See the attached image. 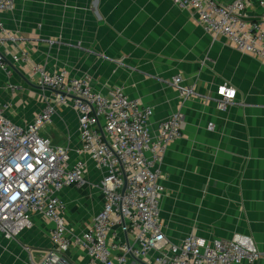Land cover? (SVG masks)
<instances>
[{"label":"crops","instance_id":"0c3cea01","mask_svg":"<svg viewBox=\"0 0 264 264\" xmlns=\"http://www.w3.org/2000/svg\"><path fill=\"white\" fill-rule=\"evenodd\" d=\"M247 13L258 16L256 6ZM0 18L6 30L0 35V100L12 103L8 115L14 122L25 126L56 101L37 84L35 67L65 69L69 78L89 76L104 94L123 87L130 99L153 108L152 131L181 111L183 135L162 162L166 193L160 216L167 237L179 242L189 233L223 239L241 233L264 253V61L210 34L193 10L171 0H17ZM176 75L193 94H180ZM224 81L236 98L221 110L217 86ZM42 134L67 147L72 162L80 157L79 115L72 106L58 105ZM86 169L83 184L60 194L77 235L103 206L102 174L90 160ZM32 222L15 239L0 234V264H40L53 248V223L40 213L32 214ZM62 256L71 264H89L77 246Z\"/></svg>","mask_w":264,"mask_h":264},{"label":"built area","instance_id":"2783aa9c","mask_svg":"<svg viewBox=\"0 0 264 264\" xmlns=\"http://www.w3.org/2000/svg\"><path fill=\"white\" fill-rule=\"evenodd\" d=\"M16 1L0 0V15L13 10ZM171 1L182 10H193L210 34L226 37L238 51L264 61V0ZM253 6L258 12L255 18L247 13ZM5 32L0 18V35ZM4 58L0 48V66ZM35 71L40 72L37 84L53 92L56 101L29 124L14 122L8 115L12 103L0 100V234L15 239L32 226L33 213L50 220L53 248L40 264H71L62 254L73 246L86 251L89 264H241L264 259L254 240L241 233L229 239L189 233L179 242L167 237L160 216L166 193L162 162L169 145L183 135L181 111L152 131L153 108L130 99L123 87L104 94L89 76L69 78L65 69L49 73L35 67ZM182 82L181 75L173 79L180 94H193L194 89ZM217 94L221 110L236 98L228 81L217 86ZM58 105L72 106L79 115L82 146L73 162L67 147L42 134ZM208 127L214 130L215 124ZM89 160L102 174L103 206L77 235L65 217L60 194L85 182Z\"/></svg>","mask_w":264,"mask_h":264}]
</instances>
